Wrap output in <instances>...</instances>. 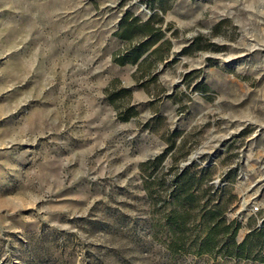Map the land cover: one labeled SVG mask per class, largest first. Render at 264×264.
<instances>
[{
    "label": "rangeland",
    "instance_id": "obj_1",
    "mask_svg": "<svg viewBox=\"0 0 264 264\" xmlns=\"http://www.w3.org/2000/svg\"><path fill=\"white\" fill-rule=\"evenodd\" d=\"M259 228L264 0H0V264H264Z\"/></svg>",
    "mask_w": 264,
    "mask_h": 264
},
{
    "label": "trees",
    "instance_id": "obj_2",
    "mask_svg": "<svg viewBox=\"0 0 264 264\" xmlns=\"http://www.w3.org/2000/svg\"><path fill=\"white\" fill-rule=\"evenodd\" d=\"M149 29V33L152 31L151 30V28L149 27L148 28ZM124 35L126 34V33H123ZM139 53L138 52H135L134 53V56H133V59H135V60H137L138 58H139ZM122 62V61H121ZM186 174V168L185 169H183V171L181 172V173H179L178 175H176V177L179 179V177H182V176H184ZM187 189V187L185 186V184H181V185H176L175 186V189L173 190V191H171V195H176L177 193H178V195H180L181 194V192L183 193L185 190ZM186 192H187V190H186ZM189 197V195H188V193H187V198ZM211 214H214V212H211ZM176 219H174V221H175ZM216 224V225H215ZM215 224H213L212 226H213V228L215 227H217L218 226V223H215ZM212 226H210L209 228H212ZM228 229H229V227L228 226H226V230H227V232H229L228 231ZM253 234H255V236H258V235H262V236H264V228H259V229H254L252 232H251V236L253 235ZM204 242H205V245L207 246V248H210V247H212V246H214V244H215V242H216V240H215V238L213 237V236H211V234H209L208 236H206V238H205V240H204ZM228 242H230V243H228ZM254 244H255V246H257L258 248H260L261 249V252H262V256H260V258H262V259H264V239H262L261 241H254ZM251 246V245H250ZM250 246H249V248H250ZM224 247H225V249L228 251V252H232V253H239V254H241V253H244V252H246V250H248L247 249V245H246V240H245V238L242 240V241H240V242H236L235 241V239H234V232H232V236H231V238L228 240V241H226L225 242V245H224ZM249 251V250H248Z\"/></svg>",
    "mask_w": 264,
    "mask_h": 264
}]
</instances>
